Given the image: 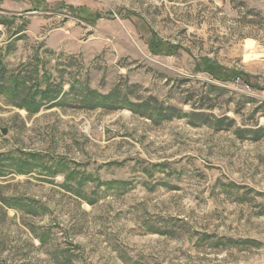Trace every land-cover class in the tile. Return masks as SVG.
I'll return each mask as SVG.
<instances>
[{"label": "rangeland", "instance_id": "obj_1", "mask_svg": "<svg viewBox=\"0 0 264 264\" xmlns=\"http://www.w3.org/2000/svg\"><path fill=\"white\" fill-rule=\"evenodd\" d=\"M0 62L127 97L0 95V264H264V0H0Z\"/></svg>", "mask_w": 264, "mask_h": 264}, {"label": "trees", "instance_id": "obj_2", "mask_svg": "<svg viewBox=\"0 0 264 264\" xmlns=\"http://www.w3.org/2000/svg\"><path fill=\"white\" fill-rule=\"evenodd\" d=\"M0 62V95L9 94L17 100L22 108L37 112L41 107L47 104L60 105L62 102H67V99L75 97L81 106L87 109H95L97 107H104L108 109H115L117 107H124L127 97L123 96L120 92L115 91L109 95H100L98 92L90 90L83 86V83H75L70 86V90L63 94V87L57 85H49L45 89L28 88L30 80L28 77L19 74L15 76ZM9 81H13L12 88L8 84ZM59 88V89H58ZM34 90V91H33ZM131 110L137 114L147 116V118L154 117L153 113H157L159 118L164 120H171L172 118L181 119L182 117H188L181 110L175 108L162 109L157 106H151L149 103H137L133 104ZM197 115V116H196ZM194 118H202L203 115L195 114Z\"/></svg>", "mask_w": 264, "mask_h": 264}, {"label": "water", "instance_id": "obj_3", "mask_svg": "<svg viewBox=\"0 0 264 264\" xmlns=\"http://www.w3.org/2000/svg\"><path fill=\"white\" fill-rule=\"evenodd\" d=\"M4 134H6V132H4Z\"/></svg>", "mask_w": 264, "mask_h": 264}]
</instances>
